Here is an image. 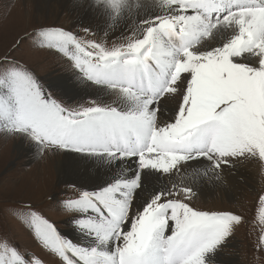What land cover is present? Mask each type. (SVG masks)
Returning <instances> with one entry per match:
<instances>
[{
    "label": "snow or ice",
    "instance_id": "1",
    "mask_svg": "<svg viewBox=\"0 0 264 264\" xmlns=\"http://www.w3.org/2000/svg\"><path fill=\"white\" fill-rule=\"evenodd\" d=\"M100 3L117 16L132 9L130 0ZM32 35L117 96L106 105L69 107L27 64L6 54L0 58V129L29 138L41 151L137 165L135 176L80 189L67 201L73 224L95 245L74 243L31 211L28 223L38 241L59 264H215L240 215L195 209L160 193L141 211L131 204L143 170L168 174L198 158L216 169L238 156L264 158V0H160L158 14L139 20L133 35L112 47L62 27L40 26ZM167 97L175 113L161 122ZM260 202L264 222V196ZM259 245L264 251V235ZM0 264L43 262L0 235Z\"/></svg>",
    "mask_w": 264,
    "mask_h": 264
},
{
    "label": "rangeland",
    "instance_id": "2",
    "mask_svg": "<svg viewBox=\"0 0 264 264\" xmlns=\"http://www.w3.org/2000/svg\"><path fill=\"white\" fill-rule=\"evenodd\" d=\"M96 3L95 0L93 4ZM68 13L66 10L38 12L35 3L30 0H0V58L7 54L10 58L15 57L27 64L39 77L46 90L69 107L90 104L93 101L102 105L109 104L112 101L102 97V92L97 90V84L91 81L89 83L82 77L70 57L60 53L58 49L50 48L46 43L34 40L33 30L40 26L62 27L81 40H94L112 47L124 43L133 35L135 28L125 25L121 33L107 34L92 26L91 20L88 23L86 21L75 23ZM89 17L93 16L89 15ZM59 74L69 76L70 82H76L82 91L81 96L64 94V89L61 91L52 86L50 79ZM86 93L89 95H85ZM161 103L166 105H162L163 110L159 116V121L163 122L174 116L175 108L163 101ZM22 139H25L27 144L34 143L27 137L9 134L0 129V235L7 236L19 246L21 251L40 259L43 264H59V258L35 237L34 230L28 223V213L35 211L43 215L64 237L77 243L76 236L72 233L78 231V228L73 224L75 216L68 209L67 201L77 198L80 189L86 188L77 183L57 182L54 164L62 157L64 151L27 152L25 156L17 157L15 145ZM44 154H46L44 163L49 164L45 169L47 173L50 171L51 176L43 181L44 163L42 162L41 165L39 161ZM246 158L253 167L252 181L250 185L241 183L240 190L234 197L224 195L223 190L220 191L218 187L212 192L204 193L193 187L194 183L184 181L185 183L180 185L172 187L170 185L169 188L163 185L154 195L142 202L137 195L142 190L141 184L134 192L131 204L133 212L141 211L157 193H160L178 203L190 204L195 209L229 211L240 215L242 222L234 225L231 236L216 251L214 262L215 264H264V251L259 245V237L264 235V222L260 220V197L264 196V158L258 156H246ZM239 161L230 162L229 165L237 164ZM207 164L203 172L206 175H213L216 170L209 163ZM191 165L195 166L194 162H191ZM224 165L226 164L221 166ZM207 182L211 188L222 183L221 179H211ZM97 185L100 183H96V187L92 184L86 190L95 191L104 186V184L100 187Z\"/></svg>",
    "mask_w": 264,
    "mask_h": 264
},
{
    "label": "bare ground",
    "instance_id": "3",
    "mask_svg": "<svg viewBox=\"0 0 264 264\" xmlns=\"http://www.w3.org/2000/svg\"><path fill=\"white\" fill-rule=\"evenodd\" d=\"M30 1L35 3L38 12L49 13L54 10H66L75 23H79V21L82 23L86 21L88 23L91 20L92 26L107 34H119L123 31L125 25L136 29L139 20L144 19L146 16L156 15L158 11H160V0H130L132 9L127 12L124 11L118 16L114 15L112 10L103 3L93 4L95 0H79L78 2H75L76 0ZM89 15L93 17H89ZM59 75L50 79L52 86H55L57 89L59 88L61 91L64 89V94L81 96L82 91L80 87L77 86L76 82H70V77L67 75ZM85 80L88 81L87 79ZM88 82L91 83L90 81ZM97 90L102 92V97L108 98L110 101H113L117 96L116 92H109L107 88L100 85H97ZM85 95L89 94L86 93ZM162 101L175 108L174 100L171 97H167ZM15 149L17 157H23L27 152L41 151L38 145L34 143H25V139H22L20 143L16 144ZM61 155L62 157L54 164L57 182L77 183L86 189L90 188L92 184L95 186L96 183H100V185H97L99 187L103 184V187H105L111 181L120 178L122 175L125 178L133 177L137 171V165L134 159L109 160L105 156H89L76 152H63ZM45 156L46 154L43 155L39 164L42 162L44 163ZM246 156H238L231 160V162L240 160L237 164L224 165L219 169L213 167L211 161L205 158H198L182 163L177 170L168 174L155 170H143L140 183V185L142 184V190L139 192L137 191V195L141 201L144 202L145 199L160 190L161 186L167 185L169 188L170 185L172 187L185 183L184 181H186V183H194L195 186H192L196 187L198 191L204 193L212 192L215 187H218L220 191L223 190L224 195L234 197L236 196V192L240 190L241 183L250 185L252 181L251 176L253 167L251 166V162L246 161ZM191 162H194L195 166H192ZM207 163L216 170L213 175H206L203 172V168L208 165ZM48 165L49 164L46 163L43 164V181L46 177L49 179V176H51V174H49L50 171L47 173L45 169ZM211 179H221L222 183H220L221 185L219 184L211 188L207 182V180ZM72 234L76 236L77 243L81 245L91 247L96 243L93 237L79 229ZM108 247L109 250H111V242H109Z\"/></svg>",
    "mask_w": 264,
    "mask_h": 264
}]
</instances>
